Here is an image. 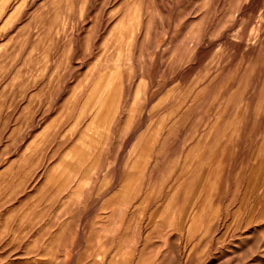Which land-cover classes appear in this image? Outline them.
<instances>
[{
    "label": "rangeland",
    "instance_id": "1",
    "mask_svg": "<svg viewBox=\"0 0 264 264\" xmlns=\"http://www.w3.org/2000/svg\"><path fill=\"white\" fill-rule=\"evenodd\" d=\"M0 264H264V0H0Z\"/></svg>",
    "mask_w": 264,
    "mask_h": 264
}]
</instances>
